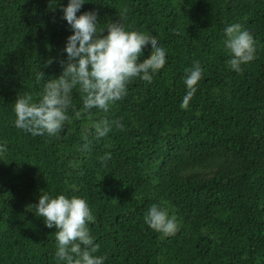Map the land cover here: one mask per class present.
I'll return each instance as SVG.
<instances>
[{
  "label": "trees",
  "instance_id": "1",
  "mask_svg": "<svg viewBox=\"0 0 264 264\" xmlns=\"http://www.w3.org/2000/svg\"><path fill=\"white\" fill-rule=\"evenodd\" d=\"M67 2L0 0V264H60L56 229L29 206L44 192L87 201L105 264H264V0H87L77 15L95 11L100 28L122 20L152 35L166 63L151 83L133 80L107 113H84L74 89L61 132L33 136L13 126V104L24 93L37 100L60 75ZM231 23L256 45L240 72L223 43ZM194 62L202 78L181 108ZM101 120L112 125L103 137ZM105 152L112 158L102 163ZM154 203L175 217V235L145 224Z\"/></svg>",
  "mask_w": 264,
  "mask_h": 264
},
{
  "label": "clouds",
  "instance_id": "2",
  "mask_svg": "<svg viewBox=\"0 0 264 264\" xmlns=\"http://www.w3.org/2000/svg\"><path fill=\"white\" fill-rule=\"evenodd\" d=\"M87 0H68L63 7L62 18L71 29L63 51L66 57L59 61L61 73L58 77L44 81L39 98L32 95H18L13 112V126L33 136L58 135L68 120V110L72 106V93L77 90L82 102V111L92 109L109 112L112 105L123 99L128 85L135 79L151 83L153 77L166 63V51L152 35L135 30H127L122 22H112L105 28L98 27L97 13L85 11L79 15L80 8ZM107 29L106 34L99 35ZM224 47L229 53L228 66L235 72L242 65L255 58L256 45L253 36L239 23L224 27ZM150 48V58L138 63L144 49ZM52 59L46 61L50 65ZM40 71L38 78L43 79ZM202 78V69L194 62L183 78L186 93L180 107L187 108L197 91L196 85ZM79 114V113H78ZM123 128V125L116 124ZM112 125L101 120L95 125L96 135L105 136ZM86 148V145L83 146ZM7 152V146L0 142V154ZM112 158L105 152L100 158L106 163ZM37 217L43 219L48 228H55L56 248L54 256L60 264H105V258L94 255L99 250L91 235L88 224L94 216L87 201L78 196L63 193L40 194L38 202L29 205ZM145 224L162 237H170L178 231L174 216L164 207L152 204L144 216Z\"/></svg>",
  "mask_w": 264,
  "mask_h": 264
}]
</instances>
